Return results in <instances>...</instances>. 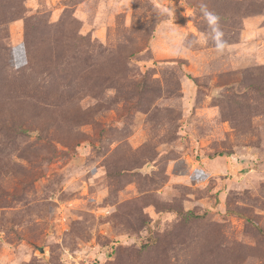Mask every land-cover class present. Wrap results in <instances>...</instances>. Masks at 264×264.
<instances>
[{
	"label": "rangeland",
	"instance_id": "rangeland-1",
	"mask_svg": "<svg viewBox=\"0 0 264 264\" xmlns=\"http://www.w3.org/2000/svg\"><path fill=\"white\" fill-rule=\"evenodd\" d=\"M206 2L223 53L200 0H0V264H264V0Z\"/></svg>",
	"mask_w": 264,
	"mask_h": 264
},
{
	"label": "clouds",
	"instance_id": "clouds-1",
	"mask_svg": "<svg viewBox=\"0 0 264 264\" xmlns=\"http://www.w3.org/2000/svg\"><path fill=\"white\" fill-rule=\"evenodd\" d=\"M175 9L163 8L162 12L166 15H173ZM199 14L207 24L210 32L205 35V40L210 39L217 53H223L227 47L225 33L221 28V17L208 7L206 0H200Z\"/></svg>",
	"mask_w": 264,
	"mask_h": 264
}]
</instances>
